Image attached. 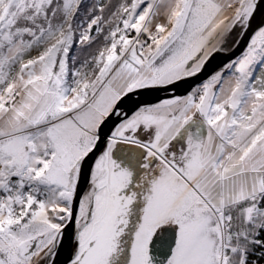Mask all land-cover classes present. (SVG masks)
Instances as JSON below:
<instances>
[{
  "label": "snow or ice",
  "instance_id": "6c2138e0",
  "mask_svg": "<svg viewBox=\"0 0 264 264\" xmlns=\"http://www.w3.org/2000/svg\"><path fill=\"white\" fill-rule=\"evenodd\" d=\"M0 264H264V0H0Z\"/></svg>",
  "mask_w": 264,
  "mask_h": 264
}]
</instances>
